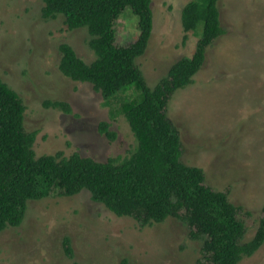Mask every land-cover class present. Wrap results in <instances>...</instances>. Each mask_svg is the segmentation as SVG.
Returning a JSON list of instances; mask_svg holds the SVG:
<instances>
[{
	"label": "rangeland",
	"instance_id": "obj_1",
	"mask_svg": "<svg viewBox=\"0 0 264 264\" xmlns=\"http://www.w3.org/2000/svg\"><path fill=\"white\" fill-rule=\"evenodd\" d=\"M188 1L151 0V34L136 58L149 87L194 51L202 24L183 41L181 12ZM42 6L41 0H0V78L24 102L23 125L35 132V155L77 151L98 161L128 155L137 142L122 108L137 90L131 85L104 100L90 83L65 76L58 68L59 43L90 62L89 34L69 29L61 15L42 18ZM218 8L224 33L208 47L192 82L172 94L166 112L178 130L180 161L201 167L206 185L242 206L247 240L264 204V0H219ZM115 30L118 45L130 44L137 16L124 11ZM46 100L64 101L70 112L44 105ZM103 120L115 133L112 140L98 131ZM201 245L178 218L141 225L93 201L88 190L65 195L52 187L46 197L27 201L18 226L0 232V264H206ZM237 264H264V242Z\"/></svg>",
	"mask_w": 264,
	"mask_h": 264
},
{
	"label": "trees",
	"instance_id": "obj_2",
	"mask_svg": "<svg viewBox=\"0 0 264 264\" xmlns=\"http://www.w3.org/2000/svg\"><path fill=\"white\" fill-rule=\"evenodd\" d=\"M42 18L61 15L69 29L85 28L94 58L85 62L67 42L58 45V68L74 81L88 82L104 100L134 85L137 94L123 105L136 147L122 158L98 161L77 151L36 156L35 132H26L25 105L20 95L0 78V232L18 226L28 200L46 197L52 187L65 195L88 190L90 198L117 216H129L141 225L171 216L181 220L189 236L202 241L206 264H237L264 242V204L251 238L239 217L242 206L233 203L224 190L205 184L201 167L180 161L178 130L167 117L172 94L192 82L201 69L208 47L223 33L219 0H190L182 8L181 23L187 33L202 24L191 56L175 60L167 73L149 87L136 63L147 48L153 24L151 0H41ZM137 16L138 34L128 45L116 43L115 24L124 11ZM44 105L70 112L64 101ZM98 131L112 140L115 133L106 121ZM249 215L248 211H244ZM72 255L69 239L62 240ZM68 264H79L71 261ZM196 264H201L200 259Z\"/></svg>",
	"mask_w": 264,
	"mask_h": 264
}]
</instances>
